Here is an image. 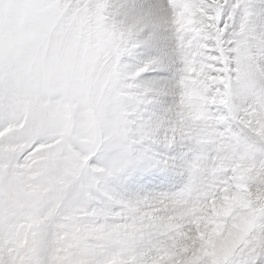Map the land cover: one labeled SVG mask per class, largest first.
<instances>
[{
  "label": "bare ground",
  "instance_id": "6f19581e",
  "mask_svg": "<svg viewBox=\"0 0 264 264\" xmlns=\"http://www.w3.org/2000/svg\"><path fill=\"white\" fill-rule=\"evenodd\" d=\"M19 1L39 15L15 47L38 55L0 68V140L24 114L42 137L0 154V264H264V0ZM58 6L68 37L56 57L58 24L35 75ZM186 50L210 64L193 85ZM39 155L56 178L38 181Z\"/></svg>",
  "mask_w": 264,
  "mask_h": 264
},
{
  "label": "rangeland",
  "instance_id": "374dc122",
  "mask_svg": "<svg viewBox=\"0 0 264 264\" xmlns=\"http://www.w3.org/2000/svg\"><path fill=\"white\" fill-rule=\"evenodd\" d=\"M258 10L260 11V13H262L264 15V13H263L264 12V8H260V6H258ZM4 11L7 14H5L3 17L1 16V19H0V68H2V67H12V68H14V67L17 66L18 61L20 59H22L23 57L33 58V57H37V55H38V52L33 48L32 44H29V46H27L25 48L15 47V46H16V40H17V37H18L19 33L21 31L25 32V28L27 26H30L28 20L31 19L32 16H37L39 14L35 11V6L34 5L22 4V3H20L19 0H0V15H1V12H4ZM63 13H64V9H62V7L58 6L54 10L55 20H54L52 26L48 29L47 33H46V31H43V35L44 36H43L42 56H41V58L39 60V65L36 66L35 69H34V74L35 75H39L40 74L41 68H43L45 63H46V52L48 51L49 46H50L51 35L55 31V29L57 28L58 24H59V27H60V33H59L58 36H62V37L58 41L59 46H58V48L56 49V52H55L56 57L58 55H60L59 51L61 49H64L63 48L64 41L67 40L68 36H65V34H63V31H62ZM77 37H79L78 39H81V36H77ZM76 51L78 53V48H76ZM85 51L86 50H84V53H85ZM186 52H187L186 53L187 55L183 54L181 57L184 56V58H189L188 59L189 60V64H191V67H193V70L188 72L190 74H188L186 72L189 77L185 73L186 82H187V83L185 82V84L193 85L195 82H198V83L200 82L197 79L196 75H194V74L196 72H199V71H204V72L208 73V71H210L209 70L210 69V64H208L209 62L206 63L203 60H201V63L199 65H197V63L194 62L195 61V57H194L195 55L192 54V53H191V55H188V54H190L189 50H186ZM77 53L74 54L73 62L76 61ZM10 55H12V61H15V64L13 66L12 65L9 66L7 64V59L9 58ZM80 66H81V62H80ZM73 67H74V65H73ZM82 67L84 68V70H86L84 62H82ZM208 76H210V75H208ZM91 77H92V75H91ZM106 84L107 83H105L104 86H106ZM212 84H213L212 82L208 81L205 84V86L207 87V89L212 91L213 90ZM44 87H47L46 81H44L41 84V88L38 89L37 93H38V96H39L38 97L39 100L43 99V97H42V88H44ZM174 87L177 90H181L182 94L180 96L176 94V96H175V98H174V100L172 102L165 101L166 102L165 104L168 106V108L171 107V105H172V107H171L172 110H174L176 114L182 116L180 114V110H182L181 109V98H182L183 93H185L186 91H184L180 87H177V86H174ZM169 88L171 89L172 86L169 85ZM88 90H89V87H86L85 90H84V93L88 94ZM214 91H213V94H214ZM164 94H166V93H164ZM162 95L163 94H158L156 96H153V98H152L153 101H155V99L159 100ZM190 99L194 100L196 98H190ZM30 102L29 101H20V103L22 105V108L25 111H28L29 109H31V110L28 111L29 113H31V112L32 113H37L39 107L38 106H33L32 107L33 103L32 102L30 103ZM189 102L190 101H186L184 103H188L189 104ZM199 102L200 101L197 100L194 103H199ZM208 102H207V105H205V103H204V105L207 107V112H209L208 116L210 115V117H208L205 122H197L196 125L199 126V127L201 126L205 130H209V131L214 130V129L217 130L218 128H220V123L219 122H220V117L222 116V112L220 110L218 111L216 108L212 107V105H213V97H210ZM92 111H94L93 108H92ZM68 116H70V115H68ZM20 117H21V119H19V120H20L21 123L17 124L16 127L12 128V130H11L12 132L11 131H6L5 132L6 134L2 138L3 140L2 139L0 140V151H2V150L4 151V152L2 151L0 154H2V153H6L8 155L13 154L14 158H17L21 154L22 150L23 151L24 150L25 151H29L30 150V148L34 145V143L32 142V140L34 138L35 139H39L40 137H42V131L39 128H35V130L31 129L32 131L29 130V131L25 132L24 131L25 128H26L25 125L28 122V119H26L27 118L26 114H24V115H22ZM189 117L193 118V116H191V115H189ZM240 117H242V115H240ZM230 118L232 120H234V116H231ZM192 122H194V121H192ZM244 125L247 126V127H245ZM244 125L242 124V126H244V128H249L248 124L244 123ZM242 126L236 127L237 129L235 128V130L240 131V132H244V130L242 129ZM26 130H28V129H26ZM40 134H41V136H40ZM17 136H20V137L17 139L18 141L17 140L15 141V143H12V142L8 141L9 139L12 140L13 138H15ZM63 137L67 138L68 134H66V133L63 134ZM5 138H7V139H5ZM27 139H32V140L29 143V141H27ZM5 144H7V145H5ZM14 148H16V149H14ZM4 149H6V150H4ZM37 150L38 149H34V151L33 150H30V151L34 152L35 155H38L37 153H39V152H35ZM8 151H10V152H8ZM3 155H5V154H3ZM39 158H42V157L39 155V156L34 157L31 160V162H32L31 165H39L40 170L43 171L41 175H38L39 176L38 177L39 178L38 181L39 182H43V179L40 178L42 175L45 178H49V181L52 179V176L56 178L57 177V173H58V169H59V168L57 169L56 166H57V164L62 165L61 162L59 163V160H58L59 158L57 156H53V157H47V159L42 158V160H40V161L38 160ZM42 161H43V163H42ZM50 186L53 187L55 185L50 184ZM67 194H68V190H65L62 193V195H60V197L62 196V197L65 198L67 196ZM76 194L77 193H72L73 196L76 195ZM156 194H157V196H159L160 199H163V200H168L169 199L168 195L163 193V192H156ZM68 198H70V196ZM43 228H44V230L49 228V224H43L42 225V229ZM47 233H48V231H47ZM42 246H44V244H42ZM50 264H52V263H50Z\"/></svg>",
  "mask_w": 264,
  "mask_h": 264
}]
</instances>
